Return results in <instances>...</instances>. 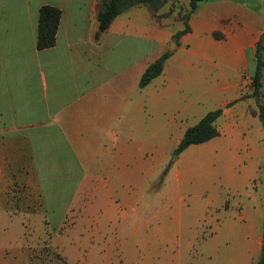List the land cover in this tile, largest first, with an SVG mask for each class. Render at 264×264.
<instances>
[{"label": "crops", "instance_id": "1", "mask_svg": "<svg viewBox=\"0 0 264 264\" xmlns=\"http://www.w3.org/2000/svg\"><path fill=\"white\" fill-rule=\"evenodd\" d=\"M9 2L22 20H2ZM46 5L62 14L55 46L38 50ZM98 10L99 0H0V230H10L0 238V264H28L11 235L26 229L19 217L40 226L42 215H57L55 229L45 224L65 229L70 181L93 185L78 232L86 224L99 239L113 232L123 264H254L264 250V184L253 190L264 178V129L249 82L264 0H204L178 39L183 23L143 6L96 39ZM166 52L161 75L140 89L143 72ZM217 109L218 136L179 155L203 150L181 176L166 159ZM257 123L259 149L249 130ZM192 161L204 176L191 172Z\"/></svg>", "mask_w": 264, "mask_h": 264}, {"label": "rangeland", "instance_id": "2", "mask_svg": "<svg viewBox=\"0 0 264 264\" xmlns=\"http://www.w3.org/2000/svg\"><path fill=\"white\" fill-rule=\"evenodd\" d=\"M19 10L20 9L15 5L14 2H9L3 9L5 14L1 17L2 20H22ZM160 10L165 11L164 18H173V20L169 21H178L184 24V16L189 10V4L187 0H166ZM168 49L169 46L167 47V50ZM263 82L264 72L262 75V83ZM249 88L252 94V77L250 78ZM260 97L261 102L264 103V85L262 87V95ZM256 112L257 108L254 111V115L257 114ZM249 130L252 140L259 149V139L260 135H262L261 125L258 123L254 124L249 127ZM199 153H203V150H195L191 153H186L182 157L180 162L177 161L178 158L175 159V157H179L180 154L177 156L173 153L166 159V162L169 164V166L174 165L175 167H177L180 170L181 176H183L185 169L188 167L189 160L194 159L195 155ZM190 168L191 172L196 177L204 176L203 167H201L194 161L191 162ZM158 180L153 185V189H156L160 186ZM253 185L255 187V189L253 190L258 193L262 191L263 183L255 181ZM216 188L221 191V186L219 184L216 185ZM44 189V195L46 198L45 205L52 204L50 200H47L49 187L47 188L45 186ZM64 189L65 190L63 192V196H67L68 201H72V211H70L67 217L64 218L65 229H63L65 231L63 230L62 232H58L57 234L52 233L49 230L48 225H46L45 223L51 220L53 226L51 224L50 228L55 229V223L60 218L57 217V215L55 217H50V215H48V217L46 218L42 215L41 219L45 222H41L40 226L33 225V222L27 217H19L18 219L21 220L22 224L26 227L25 231L23 230L18 232L16 230L11 232L13 238H16L17 240L20 238V240L22 241L24 246L20 252L22 256L27 257L28 264H123V259H119V261L117 259V257H119L117 254L118 251L115 247L117 238L113 232H106L104 234V238L99 239V235H94L92 229L87 224L84 227L85 232H78V222L84 219L79 216V209H81L83 204H85L89 208H92L94 205L93 185L86 184L78 186L70 181V184ZM73 195L74 197L72 198ZM63 202H65V199L63 200ZM62 207L64 208V206ZM1 212L2 209L0 205V213ZM85 219L87 222L92 218L86 217ZM9 231L10 230L6 231L5 229L0 230V238H2V236L8 238L10 236ZM11 251L17 252L18 249L17 247H15Z\"/></svg>", "mask_w": 264, "mask_h": 264}, {"label": "trees", "instance_id": "3", "mask_svg": "<svg viewBox=\"0 0 264 264\" xmlns=\"http://www.w3.org/2000/svg\"><path fill=\"white\" fill-rule=\"evenodd\" d=\"M166 0H99V10L97 13V21L99 24L100 32L96 34V39L100 33L107 30L112 21L122 14L123 12L135 8V7H147L154 14L158 12L164 5ZM189 4V10L184 16V29L176 34L174 37L178 39L181 35L189 32L188 21L192 14L197 9L200 2L204 0H187ZM61 10L53 6H43L39 10L38 24H37V36H36V48L38 50L49 49L55 46L56 34L58 31ZM170 53L166 52L152 64H150L143 72L139 80V88H145L152 80L159 77L163 71L165 61L170 57ZM264 72V20H263V33L256 45L254 55V73L252 76L253 91L250 97L254 99L257 115L264 129V103L261 102V88H262V75ZM222 114L221 109H217L207 113L196 125L188 128L177 148L174 151L175 155L181 154L188 147L193 145L204 144L218 136L216 129V120ZM168 167L163 171L158 183L162 184L164 177L166 176ZM264 184V178H263ZM262 237L264 243V221L262 228ZM254 264H264V250H262L260 258Z\"/></svg>", "mask_w": 264, "mask_h": 264}, {"label": "water", "instance_id": "4", "mask_svg": "<svg viewBox=\"0 0 264 264\" xmlns=\"http://www.w3.org/2000/svg\"><path fill=\"white\" fill-rule=\"evenodd\" d=\"M174 47H176V45L173 43V42H171V44H170V46H169V52H172L173 51V49H174ZM178 157H175V159H177Z\"/></svg>", "mask_w": 264, "mask_h": 264}]
</instances>
